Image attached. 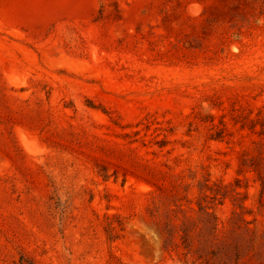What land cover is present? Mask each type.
I'll return each mask as SVG.
<instances>
[{
  "label": "rangeland",
  "instance_id": "rangeland-1",
  "mask_svg": "<svg viewBox=\"0 0 264 264\" xmlns=\"http://www.w3.org/2000/svg\"><path fill=\"white\" fill-rule=\"evenodd\" d=\"M0 264H264V0H0Z\"/></svg>",
  "mask_w": 264,
  "mask_h": 264
}]
</instances>
